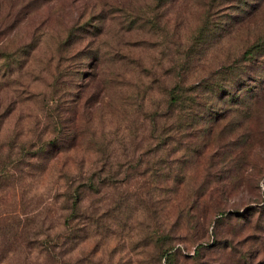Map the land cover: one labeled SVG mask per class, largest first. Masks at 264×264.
<instances>
[{
	"label": "rangeland",
	"instance_id": "rangeland-1",
	"mask_svg": "<svg viewBox=\"0 0 264 264\" xmlns=\"http://www.w3.org/2000/svg\"><path fill=\"white\" fill-rule=\"evenodd\" d=\"M0 264H264V0H0Z\"/></svg>",
	"mask_w": 264,
	"mask_h": 264
},
{
	"label": "trees",
	"instance_id": "trees-1",
	"mask_svg": "<svg viewBox=\"0 0 264 264\" xmlns=\"http://www.w3.org/2000/svg\"><path fill=\"white\" fill-rule=\"evenodd\" d=\"M256 49V46H251L245 49L242 55L244 57H250L252 52L256 51ZM228 71L231 72L235 70L234 68L230 67ZM206 78L207 77L202 78L201 80L190 85L175 83L166 90L168 104L176 110L175 120H179L182 123L183 121L188 120V124L183 123L184 127L185 124L192 126L191 121L195 120V115L197 112H203L205 109H207V101L211 98V96H216L219 87H221V84L219 83H209ZM199 89L205 93L204 100L200 102L195 98V91H198ZM162 253H167V258L170 256L172 257L174 254L169 249L162 250Z\"/></svg>",
	"mask_w": 264,
	"mask_h": 264
}]
</instances>
